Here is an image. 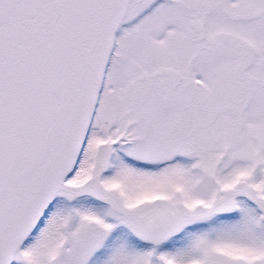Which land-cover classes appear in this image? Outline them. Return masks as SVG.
Here are the masks:
<instances>
[{"label": "snow or ice", "instance_id": "1", "mask_svg": "<svg viewBox=\"0 0 264 264\" xmlns=\"http://www.w3.org/2000/svg\"><path fill=\"white\" fill-rule=\"evenodd\" d=\"M0 264H264V0H0Z\"/></svg>", "mask_w": 264, "mask_h": 264}]
</instances>
